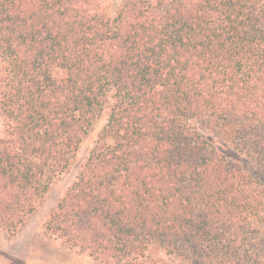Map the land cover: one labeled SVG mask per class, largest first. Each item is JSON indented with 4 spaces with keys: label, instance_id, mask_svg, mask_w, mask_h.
<instances>
[{
    "label": "trees",
    "instance_id": "16d2710c",
    "mask_svg": "<svg viewBox=\"0 0 264 264\" xmlns=\"http://www.w3.org/2000/svg\"><path fill=\"white\" fill-rule=\"evenodd\" d=\"M0 232L95 264H264V0H0Z\"/></svg>",
    "mask_w": 264,
    "mask_h": 264
},
{
    "label": "rangeland",
    "instance_id": "374dc122",
    "mask_svg": "<svg viewBox=\"0 0 264 264\" xmlns=\"http://www.w3.org/2000/svg\"><path fill=\"white\" fill-rule=\"evenodd\" d=\"M105 119L106 117L103 116L96 122L94 131L83 141L77 155V162L73 165L71 171L55 180L45 202L28 219L23 228L14 236L0 232V264H95L93 258L89 255L70 249L59 240L46 235L43 223L57 200L74 179L79 165L92 147L105 123ZM6 122L7 118L0 108V137L5 136Z\"/></svg>",
    "mask_w": 264,
    "mask_h": 264
}]
</instances>
